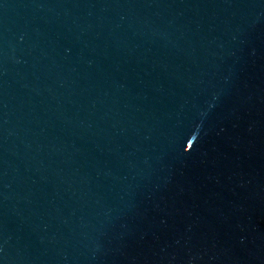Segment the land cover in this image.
<instances>
[{"label": "water", "instance_id": "water-1", "mask_svg": "<svg viewBox=\"0 0 264 264\" xmlns=\"http://www.w3.org/2000/svg\"><path fill=\"white\" fill-rule=\"evenodd\" d=\"M0 264H264V0H0Z\"/></svg>", "mask_w": 264, "mask_h": 264}]
</instances>
